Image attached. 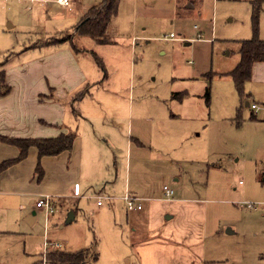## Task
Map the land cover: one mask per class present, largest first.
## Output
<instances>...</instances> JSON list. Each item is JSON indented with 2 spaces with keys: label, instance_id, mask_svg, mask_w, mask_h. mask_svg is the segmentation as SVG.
I'll list each match as a JSON object with an SVG mask.
<instances>
[{
  "label": "rangeland",
  "instance_id": "rangeland-1",
  "mask_svg": "<svg viewBox=\"0 0 264 264\" xmlns=\"http://www.w3.org/2000/svg\"><path fill=\"white\" fill-rule=\"evenodd\" d=\"M251 1L119 0L108 30L116 44H98L73 28L88 7L101 0H70L68 7L54 1L0 0V51L11 46L7 56L0 53V68L8 57L16 63L27 61L39 51L25 49L31 43L65 40L90 80L111 82L109 91L125 98L130 86L135 106L148 109L144 116L163 111L172 116L175 129L187 126L196 144L174 143L172 164L170 158L164 161L181 171L180 180L170 183L168 177L156 175L146 185L138 182L137 188L163 197L166 185L176 197L202 201L208 227L232 231L223 234L228 264H264V106L257 99V111L246 106L245 100H252L246 95L252 83H245L241 98L229 75L240 59L238 41L251 36ZM259 24H264V4ZM169 34L174 38L165 39ZM87 92L95 94L97 87L91 83ZM63 153L50 156L57 160L47 164V179L38 181L35 174L27 186L8 178L0 181V264H53L44 257L56 249H45V240L69 251L88 248V259L98 256L92 264H128L123 255L125 203L116 193L120 187L103 190L96 181L80 182L83 195L60 205L66 199L61 202L58 196L68 189L67 181L58 179L69 166ZM107 158L102 155L103 164ZM111 160L109 156L108 163ZM151 160L145 157L144 163ZM24 163L25 169L35 166L30 156ZM100 190L117 199L98 211L95 193ZM41 192L54 197L53 214L35 207ZM248 203L254 208H247ZM32 212L35 218L29 223Z\"/></svg>",
  "mask_w": 264,
  "mask_h": 264
},
{
  "label": "crops",
  "instance_id": "crops-1",
  "mask_svg": "<svg viewBox=\"0 0 264 264\" xmlns=\"http://www.w3.org/2000/svg\"><path fill=\"white\" fill-rule=\"evenodd\" d=\"M43 1V4L54 1L61 6L55 0ZM169 35L164 38H174V35ZM258 35L264 40V24H259ZM66 46L64 42L31 43L25 49L39 51L27 61L16 63L9 57L4 61L5 80L10 91L0 96V162L14 159L19 153L15 146L1 140L3 137L45 138L61 132L73 133L72 148L63 153L69 158L68 171L64 169L63 174L58 175V179L67 181L65 185L68 187L66 195L58 196L61 202L62 198L66 199L60 205L82 196L80 182L88 180L102 184L103 190L108 186L113 189L119 186L116 193L122 201L125 194L140 198V210L131 213L125 207L127 238L123 255L128 256V264H228L224 235L232 231L228 228L223 233L218 228L208 227L207 209L202 201L176 197L172 187V197H165L163 187V197H154L152 192L137 188L138 182L146 185L156 175L164 179L168 177L170 183L180 180L181 171L175 172L164 161L170 158L172 164L174 143L183 145L191 140L190 146L196 144L187 126L178 125L175 129L172 116L168 118L163 111L144 116L148 109H141L140 104L135 106L130 86L125 98L119 91H109L111 82L90 80L77 55ZM10 48L4 47L0 53L7 56ZM247 82L252 83L246 92L248 99L252 100H245L244 104L247 102L245 105L251 108L250 105L256 103L259 109V103L264 106V61L253 63ZM91 83L97 87L95 94L87 92ZM80 93L81 97L75 100ZM108 153V156L104 155ZM102 155L108 157L104 164ZM28 156L36 166L37 149L30 147L24 159L0 172V181L8 178L18 185L31 184L35 179V166L24 168L27 166L24 160ZM109 156L113 163L112 160L108 163ZM145 157L152 162L144 163ZM56 160L50 156L40 158L43 177L38 181L48 178L47 164ZM84 160L86 168H83ZM77 189L79 195L73 196L72 191ZM96 194L104 195V192L100 190ZM110 196V202L97 205L98 211L104 204L117 199ZM246 207L252 209L254 204L251 207L246 204ZM67 220H72V214Z\"/></svg>",
  "mask_w": 264,
  "mask_h": 264
},
{
  "label": "trees",
  "instance_id": "trees-1",
  "mask_svg": "<svg viewBox=\"0 0 264 264\" xmlns=\"http://www.w3.org/2000/svg\"><path fill=\"white\" fill-rule=\"evenodd\" d=\"M195 0H189L194 3ZM264 0L251 1V30L252 36L248 39L239 40V62L229 71V75L234 83L241 98L245 97L244 84L251 77V68L254 62L264 61V40L259 35V18L262 11ZM119 7V0H101L96 5L90 6L86 15L83 16L73 28L77 35L88 36L98 44H115V40L108 32L110 22L117 15ZM65 40H56L52 43H61ZM95 54V53H94ZM96 55V54H95ZM99 64H102L101 59L96 55ZM103 69V66H102ZM10 91L9 86L5 80V69H0V96L8 94ZM175 93L174 96H176ZM81 97V93L75 98L77 100ZM209 90L205 91V99L208 100ZM240 116L237 115L236 121L240 124ZM250 119H255L254 113H251ZM75 135L70 132H61L54 137H3L1 140L15 146L19 153L14 159H8L0 162V172L13 165L15 162L22 160L26 157L30 147L37 149L38 161L35 166V174L38 180L43 177V169L40 164V158L43 156H54L61 152H69L72 148ZM88 248L80 249L78 251H69L66 249L58 248L50 251L44 257L46 263L53 264H92L97 259L94 253L91 259H88Z\"/></svg>",
  "mask_w": 264,
  "mask_h": 264
},
{
  "label": "built area",
  "instance_id": "built-area-1",
  "mask_svg": "<svg viewBox=\"0 0 264 264\" xmlns=\"http://www.w3.org/2000/svg\"><path fill=\"white\" fill-rule=\"evenodd\" d=\"M59 5L68 7L70 4V0H55ZM170 37H173V34L169 35ZM251 108L255 111H257L258 106L256 103H253L250 105ZM163 192L165 197H172L173 195V189L164 185L163 186ZM73 196H78L79 195V190H74L72 191ZM96 205L100 206L105 202H110L112 200V197L110 195H103V194H97L96 196ZM125 207L128 211H133V210H140L142 208V202L141 199L138 197H134L128 194H125L123 196ZM55 199L52 195H41L39 199L36 200L35 202V207L44 210V212L47 215L53 214L54 209H55ZM248 207L252 206V203L247 204ZM48 247L51 248H61V244L58 243H52L51 241L45 240L44 241V247L45 249Z\"/></svg>",
  "mask_w": 264,
  "mask_h": 264
},
{
  "label": "water",
  "instance_id": "water-1",
  "mask_svg": "<svg viewBox=\"0 0 264 264\" xmlns=\"http://www.w3.org/2000/svg\"><path fill=\"white\" fill-rule=\"evenodd\" d=\"M191 6H192V4H190V3L187 5V7H191ZM186 44H188V43H186ZM245 104H247V102H246ZM34 215H35V213L32 212L31 217H29V218L27 219V221H28L29 223H31V220H32V221L34 220Z\"/></svg>",
  "mask_w": 264,
  "mask_h": 264
}]
</instances>
